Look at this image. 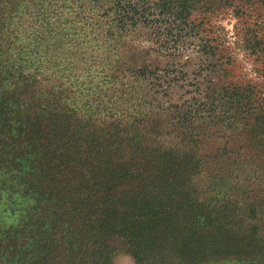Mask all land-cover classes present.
I'll use <instances>...</instances> for the list:
<instances>
[{"label":"trees","instance_id":"1","mask_svg":"<svg viewBox=\"0 0 264 264\" xmlns=\"http://www.w3.org/2000/svg\"><path fill=\"white\" fill-rule=\"evenodd\" d=\"M196 4L236 6L0 0V264H115L120 247L136 264H264L259 210L222 192L223 158L199 148L219 118L146 105L158 61L131 60L123 42ZM251 94L217 101L248 128L264 122Z\"/></svg>","mask_w":264,"mask_h":264},{"label":"rangeland","instance_id":"2","mask_svg":"<svg viewBox=\"0 0 264 264\" xmlns=\"http://www.w3.org/2000/svg\"><path fill=\"white\" fill-rule=\"evenodd\" d=\"M234 4L218 8L196 4L181 22L155 15V25L137 27L123 42L131 60L150 64L158 61V69L149 79L151 84L144 82L146 105L152 102L174 111L204 108L206 114L219 118L212 127L213 135L207 136L208 141L199 148L221 155L222 192L253 202L252 208L259 211L250 221L255 236L263 237L264 122L256 119L254 125L245 128L229 118L231 109L217 100H228L219 97L218 91L235 87L252 92L254 111L264 107V7L258 0H234ZM256 39L260 45L253 49ZM198 131L197 127L188 129L193 134ZM116 244L120 246L119 241ZM256 248L262 249L260 254L264 252V238ZM112 258L115 264H136L121 247Z\"/></svg>","mask_w":264,"mask_h":264}]
</instances>
